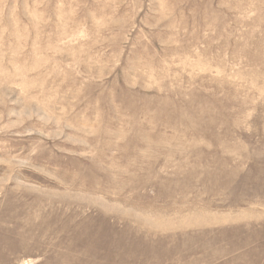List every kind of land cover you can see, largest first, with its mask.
<instances>
[{"label": "rangeland", "instance_id": "1", "mask_svg": "<svg viewBox=\"0 0 264 264\" xmlns=\"http://www.w3.org/2000/svg\"><path fill=\"white\" fill-rule=\"evenodd\" d=\"M264 165V0H0V264H225Z\"/></svg>", "mask_w": 264, "mask_h": 264}, {"label": "crops", "instance_id": "2", "mask_svg": "<svg viewBox=\"0 0 264 264\" xmlns=\"http://www.w3.org/2000/svg\"><path fill=\"white\" fill-rule=\"evenodd\" d=\"M227 187L225 264H264V165Z\"/></svg>", "mask_w": 264, "mask_h": 264}]
</instances>
